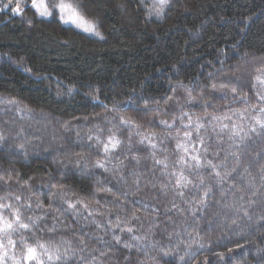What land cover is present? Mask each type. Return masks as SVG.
<instances>
[{"label":"trees","instance_id":"16d2710c","mask_svg":"<svg viewBox=\"0 0 264 264\" xmlns=\"http://www.w3.org/2000/svg\"><path fill=\"white\" fill-rule=\"evenodd\" d=\"M3 3L7 0L0 8ZM84 3L86 19L97 24L99 36L65 26L58 18L41 19L30 8L22 15H13L10 8L0 11V100L17 102L0 103V132L8 137L0 159V202L19 209L23 222L37 221L31 231L13 233L15 254H21L23 239L30 244L51 242L62 253L67 249L66 264H129L128 255L131 264H259L258 249H264V229L258 230L257 224L264 215V140L247 141L238 166L231 156L225 161L229 132L221 133L212 117L232 116L223 123L246 127L256 113L249 108L240 121L232 114L248 105L233 101L228 89L213 90L211 84L236 86L256 103L249 89L257 69L264 66V0H172L171 9L159 17L153 0ZM188 89H193L191 103ZM182 113L205 125L198 135L208 146L207 159L225 162L227 170L237 167L235 188L223 198L210 170L199 169L215 195L209 197L210 207L195 217L188 202L195 207L194 197L199 199L195 186L200 176L194 167L178 163L185 154L177 143H187L183 125L189 123L188 117L181 120ZM121 117L135 124L122 127ZM161 120L175 121L173 128ZM111 133L122 144L105 157L88 137L99 134L106 140ZM198 135L192 130L190 151L193 145L201 148ZM142 136L150 137L156 148L147 140L139 143ZM200 154L204 156L202 149ZM98 160L108 171L94 167ZM156 160L165 161L167 169ZM81 169L91 179L82 177ZM181 173L191 181L183 199L174 192ZM9 174L12 179H7ZM256 189L260 191L253 196ZM123 191L129 193L127 198ZM78 196L86 198L87 209L77 205L69 210L64 201L75 203ZM245 210L251 220L243 215ZM133 215L139 219L132 220ZM117 217L130 221L127 226L144 238L140 250L133 248L129 254L115 245L109 221L114 226ZM52 227L55 232L48 231ZM116 234L136 243L127 232ZM161 249L170 255L162 256ZM101 251L107 255L100 256Z\"/></svg>","mask_w":264,"mask_h":264},{"label":"snow or ice","instance_id":"6c2138e0","mask_svg":"<svg viewBox=\"0 0 264 264\" xmlns=\"http://www.w3.org/2000/svg\"><path fill=\"white\" fill-rule=\"evenodd\" d=\"M2 2V0H0ZM143 2V0H141ZM85 3L84 0H31L30 5L25 2V0H7V3H3V7L0 8V11L4 9L10 8L13 15H22L26 8H30L35 10V14L42 18H58L61 23L68 24L71 23L75 25L77 28L82 29L84 32L91 33L94 35L99 36L100 33L97 31V24L95 22L89 21L86 19L84 14L85 10ZM172 7V0H153V8L155 10L156 16H163L167 14V11L170 10ZM149 15L152 13L149 12ZM31 23V21H29ZM257 75H255L253 79V83L249 91L253 93L255 96L256 103H250V97L248 93L242 92V89L232 86L228 87L227 84L220 83L217 85L216 83L211 84V88L213 90H225L231 92L233 101L240 100L245 105H248L247 108L244 109L243 112H233L232 115L238 116L240 121L246 119V114L249 111V108L252 112H255L256 115L251 116L250 122L245 125L241 122H233L231 125L223 123V120L232 121V116L225 115L223 118L218 116H213L212 119L214 121L219 122V129L220 132L223 133L224 131L229 132V140L231 144L229 146V150L226 152L225 161H227L228 156L235 158L237 161V166L239 164V159L241 155V149L246 146L247 141H253L254 139L264 140V66L260 69H257ZM211 76V73L209 74ZM239 81V78H237ZM72 90L69 89V93ZM175 91V89H173ZM193 89H188V102H193L192 97ZM59 95V93H58ZM201 97H203V89L200 93ZM227 93H225V96ZM97 101L99 97H94ZM0 103L5 105H15L17 102L12 99L7 100H0ZM102 104V102H100ZM205 108L208 106L207 104L203 105ZM155 111V110H149ZM183 117H188L189 123L184 124L183 127L185 128L184 137L187 138V143H192V130H194L197 135L199 134L201 129L205 128V125L197 118L196 121H192L191 116L188 113H182L181 120ZM87 119V117H85ZM120 125L125 128H130L135 124V121L132 119H125L123 117L120 118L119 121ZM160 123L164 125L167 129H172L174 126L175 121L172 124H169L166 120H161ZM193 124H195V128L193 129ZM192 129V130H189ZM102 131V129H98V132ZM139 134V133H137ZM131 136H129V140ZM8 137L5 136L2 132H0V159L4 158V144L7 142ZM89 141L95 140L96 145H99L102 148V151L107 157L109 154L115 152L122 144V141L115 133H111L106 140L101 139V136L97 134L96 136L90 135L88 137ZM148 141L149 146L152 149L156 148V144L151 142L150 137L142 136L139 143L144 144L145 141ZM219 142V141H218ZM187 143H177V148L182 149L185 155H181L179 157L178 163L187 165L188 167H194L197 169L196 175L200 176V182L198 185L195 186L197 192L201 193L199 199H195L194 203L195 207H192V202L189 201V211L193 217L197 215V212H204L210 207L209 204V197L214 196L215 192L212 185H205L203 175L199 171L201 168H207L210 170V175L214 176L215 178V186L219 189L221 193V197L223 198L227 192L231 191L235 188V180L236 176L234 175L237 173V167H233L231 170H227V164L222 162L221 164H214L211 160L207 159L208 153V146L205 144L204 137L198 135V143L201 145V148H196L193 145L191 151L187 147ZM93 145H89L92 147ZM19 147L23 148V145ZM201 149L203 150L204 156H201ZM153 157H155V152L152 153ZM215 155L219 156V152H216ZM257 155H261L257 153ZM187 156V159L185 158ZM134 159H136L134 157ZM204 160L205 163H201V160ZM188 161H194V164H188ZM137 163H139L137 159ZM156 164L163 165L164 169H167L168 165L163 160H156ZM95 168L103 169L104 171H108L105 166V163L101 161H97L94 165ZM221 169H224L222 172ZM246 171V170H245ZM262 173H264V168H262ZM175 175V173H173ZM81 176L85 179H91V174L86 173L83 169H81ZM3 179V177H0ZM7 179H12L11 175L7 176ZM232 180V184H228V181ZM261 180L264 181V174L261 175ZM135 187L137 191L140 189L139 179L134 181ZM191 181L188 180L183 173L176 179L174 185V192L175 195L184 198L186 193L183 189H187ZM228 185L227 188L225 185ZM51 187H56V185H52ZM261 187H264V183H262ZM64 185H61V192L60 195H65L63 191ZM167 189V185H162V190ZM103 191L111 192L110 188H104ZM260 190L256 189L252 192V195L255 196ZM135 193H133L134 195ZM56 195V193H53ZM92 195L94 196L95 193L93 192ZM122 196L127 198L129 193L127 191H123L121 193ZM3 198H0L2 200ZM19 200V197H16ZM85 197H77L75 203L65 200L64 202L67 204L69 210H75L77 205L82 206L83 208L87 209L88 205L85 203ZM118 199V198H117ZM243 200V197H240ZM133 204L139 203V201H132ZM219 203V201H217ZM249 204H254L256 201L249 200ZM40 207L41 205H37ZM31 207V205H28ZM223 207L228 208L229 205L227 203L223 204ZM173 209L178 208V205L173 204ZM232 209L239 213L240 209L236 208L234 205ZM154 211L158 212V209H153ZM172 209H168L167 211H171ZM5 211L8 212V215H5ZM89 216L92 215V212L88 213ZM244 216L248 217L249 220L252 217L249 215L247 210L243 213ZM43 219V217H38L37 220ZM132 220H137L139 217L133 215L131 217ZM95 223V221H93ZM127 223H130L128 221ZM127 223L121 221L119 217L116 219V223L113 226L112 222L109 221V229L112 232V239L115 241V245L121 248L127 249L129 254L131 253L133 248L140 250V242L144 239L143 237L137 236L134 234V229L132 227L127 226ZM236 220H232V224H236ZM258 230L264 229V215H261L258 220ZM37 225V221H33L32 224L25 223L21 219V214L19 209H13L11 204L2 203L0 202V264H66V261L70 258L68 256L67 249L62 253L59 246L52 244L51 242H41L37 240L34 244H30L27 241L21 239V254L17 256L15 254V249L17 247V242L12 239L13 233L20 232V231H31L34 226ZM97 227H100L97 224ZM239 227V225H237ZM119 232H127L130 235L131 241H135L136 243L133 244L128 241H122L121 236L116 234V231ZM49 232H55V228H49ZM101 243H105L102 238H99ZM238 247H242V245H237ZM203 247V245H201ZM11 250V254H10ZM231 251V250H230ZM162 256H169L170 252L164 251L161 249ZM75 255V253H73ZM107 253L101 251L100 256H105ZM258 256H259V264H264V249H258ZM80 259H83L81 257ZM96 257H92V261H95ZM180 260H184V257H180ZM125 261H128L131 264L130 255L125 256ZM91 264V261L89 262ZM166 264H171V261H167Z\"/></svg>","mask_w":264,"mask_h":264},{"label":"rangeland","instance_id":"374dc122","mask_svg":"<svg viewBox=\"0 0 264 264\" xmlns=\"http://www.w3.org/2000/svg\"><path fill=\"white\" fill-rule=\"evenodd\" d=\"M25 2L27 3V4H29L30 5V3H31V0H25ZM27 9V8H26ZM25 9V10H26ZM34 12H35V10H33ZM38 16V15H37ZM39 17V16H38ZM39 18H41V19H44V20H47L48 18H42V17H39ZM63 25H65V26H69V27H72L73 29H77V31H79V32H81V33H84V34H86V35H88V36H96V35H94V34H91V33H87V32H84L82 29H80V28H77L75 25H73V24H71V23H68V24H64V23H62Z\"/></svg>","mask_w":264,"mask_h":264}]
</instances>
